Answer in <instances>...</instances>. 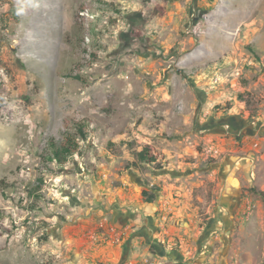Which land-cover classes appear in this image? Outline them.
<instances>
[{
	"label": "rangeland",
	"instance_id": "374dc122",
	"mask_svg": "<svg viewBox=\"0 0 264 264\" xmlns=\"http://www.w3.org/2000/svg\"><path fill=\"white\" fill-rule=\"evenodd\" d=\"M0 84V264H264V0H0Z\"/></svg>",
	"mask_w": 264,
	"mask_h": 264
},
{
	"label": "crops",
	"instance_id": "0c3cea01",
	"mask_svg": "<svg viewBox=\"0 0 264 264\" xmlns=\"http://www.w3.org/2000/svg\"><path fill=\"white\" fill-rule=\"evenodd\" d=\"M145 213H148V212H145ZM143 216L144 215L140 213L138 215L139 219L137 217V221H141ZM147 217L149 219V222L153 223L152 221L154 218H153L152 213H148ZM144 227H147V224H145ZM135 229L137 228H134L132 231H136ZM179 230H180L179 227L175 228L174 234H177ZM132 231L131 230L128 231V238H127V243L125 246V252L126 254L128 253L129 257L125 264H146L151 258V256H154L148 250L151 249L152 246H157L156 240L159 241V245H161L160 240L153 238V237L159 236L161 234L157 232V229H155V232L157 233H155L154 235H152L153 233L147 228H144V229L141 228L139 232H132ZM143 241H145V243H143ZM159 245L157 246V250H158L157 254L161 256V259L166 258L167 257L166 251H168V249H164ZM179 257L182 259L180 255ZM178 260L180 262L179 258ZM174 261L175 262H172V264L179 263V262H176L177 260H174ZM161 263H162V260L160 259L154 262V264H161ZM180 264H182V262H180Z\"/></svg>",
	"mask_w": 264,
	"mask_h": 264
},
{
	"label": "trees",
	"instance_id": "16d2710c",
	"mask_svg": "<svg viewBox=\"0 0 264 264\" xmlns=\"http://www.w3.org/2000/svg\"><path fill=\"white\" fill-rule=\"evenodd\" d=\"M1 86V84H0ZM2 101L0 99V110L2 107ZM77 130L82 135V139H85L86 134L84 132V125L82 123H75ZM52 154L50 159L55 160L62 163H65L69 156L76 153L79 149V140H77L74 136H72L70 133H67L64 136L63 141L60 143H52ZM136 158L139 162L143 164H155L158 161V156L151 151L150 146H144L141 150L136 152ZM136 165V164H134ZM156 190H160V188H153L152 191L143 190L142 195L144 196V202L146 203H153L156 200Z\"/></svg>",
	"mask_w": 264,
	"mask_h": 264
},
{
	"label": "built area",
	"instance_id": "2783aa9c",
	"mask_svg": "<svg viewBox=\"0 0 264 264\" xmlns=\"http://www.w3.org/2000/svg\"><path fill=\"white\" fill-rule=\"evenodd\" d=\"M257 145V144H256ZM99 227H103L106 229L107 233L110 235L113 242H120L121 238L127 233V228H119L114 224H105L104 221L99 223Z\"/></svg>",
	"mask_w": 264,
	"mask_h": 264
}]
</instances>
